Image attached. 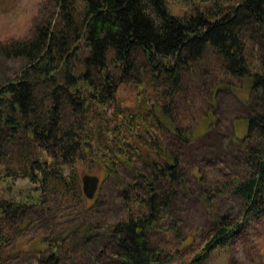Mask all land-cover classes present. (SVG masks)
<instances>
[{
  "label": "trees",
  "instance_id": "16d2710c",
  "mask_svg": "<svg viewBox=\"0 0 264 264\" xmlns=\"http://www.w3.org/2000/svg\"><path fill=\"white\" fill-rule=\"evenodd\" d=\"M193 2V11L179 14L170 8V0H84L79 24L74 4L58 0L59 25L35 26L32 38L0 46L5 56L28 62L16 77L0 84V166L5 178L31 184L10 198L0 194V245L10 239L9 213L43 206L56 195L85 202L78 164L101 162L108 175L118 161L125 162L138 182L140 173L132 164L136 155L151 170L143 179L146 194L125 195L128 215L107 228L121 264H160L167 259L153 237L161 224L168 228L173 189L183 186L184 179L180 156L160 144L152 126L169 128L186 142L191 132L179 128L167 107L150 103L147 95L132 107L120 100L123 77L136 70L139 50L160 92L167 89L173 95L181 81L180 66L212 48L232 76L246 79L260 93L258 109L248 119L258 144L252 150L255 170L244 181H235L233 188L251 210L259 211L264 192V0ZM208 3L219 9H208ZM259 34L260 40L255 37ZM250 48L259 52L257 61ZM143 128L153 136L154 151L146 150L140 140ZM18 150L20 156L7 164L5 156ZM234 232L220 227L187 264H202L212 248L227 244ZM50 245L40 240L32 246L42 253L32 264L58 263V247L53 245L48 253Z\"/></svg>",
  "mask_w": 264,
  "mask_h": 264
},
{
  "label": "rangeland",
  "instance_id": "374dc122",
  "mask_svg": "<svg viewBox=\"0 0 264 264\" xmlns=\"http://www.w3.org/2000/svg\"><path fill=\"white\" fill-rule=\"evenodd\" d=\"M57 2L0 0V46L26 36L32 38L35 26L59 25ZM70 2L80 24L84 0ZM206 5L211 10L219 9L213 3ZM194 7L193 0H170V8L175 13L185 14ZM255 37L261 38L260 34ZM249 54L257 61V49L250 48ZM137 60L136 70L123 77L120 100L132 107L147 95L150 103L160 102L167 107L168 115L179 128L191 132V140L186 142L169 128L159 129L155 123L152 126V134L160 144L180 156L184 179L183 186L173 189L168 228L161 224L154 233L155 246L167 256L160 264L190 263L220 227L235 232L227 244L214 246L202 264H264V192L260 194L256 212L233 191L235 181H244L255 170L252 150L258 144L255 133L249 131L248 119L258 109L260 93L246 79L232 76L212 48L197 61L180 66L181 81L172 91L173 95L167 89L157 90L156 77L141 50L137 52ZM27 64L24 57H8L0 52V84L16 77ZM143 134L140 140L150 152L153 136L145 128ZM15 154L5 156V162L13 164L14 158L20 156L19 150ZM132 162L135 172L140 173L136 177L138 182L125 162L118 161L116 170L106 175L101 162L87 160L78 164L77 171L79 191L85 202L56 195L48 198L43 206L24 207L9 213L10 239L0 245V264L38 261L42 253L32 246L40 240L50 242L48 253L52 252L53 245L58 247L57 264H121L107 226L128 215L125 195L134 197L137 191L146 194L143 179L151 171L136 155ZM2 169L0 166L2 196L10 198L19 188L31 186L28 180L5 178ZM85 175L99 177L91 198L84 193Z\"/></svg>",
  "mask_w": 264,
  "mask_h": 264
},
{
  "label": "water",
  "instance_id": "95a60500",
  "mask_svg": "<svg viewBox=\"0 0 264 264\" xmlns=\"http://www.w3.org/2000/svg\"><path fill=\"white\" fill-rule=\"evenodd\" d=\"M99 177L95 175H85L83 177L84 193L87 197L91 198L97 188Z\"/></svg>",
  "mask_w": 264,
  "mask_h": 264
}]
</instances>
